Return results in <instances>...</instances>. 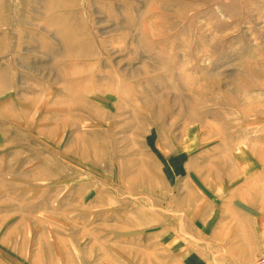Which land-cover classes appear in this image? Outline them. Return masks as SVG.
I'll return each instance as SVG.
<instances>
[{
  "label": "rangeland",
  "instance_id": "obj_1",
  "mask_svg": "<svg viewBox=\"0 0 264 264\" xmlns=\"http://www.w3.org/2000/svg\"><path fill=\"white\" fill-rule=\"evenodd\" d=\"M264 256V0H0V264Z\"/></svg>",
  "mask_w": 264,
  "mask_h": 264
},
{
  "label": "built area",
  "instance_id": "obj_2",
  "mask_svg": "<svg viewBox=\"0 0 264 264\" xmlns=\"http://www.w3.org/2000/svg\"><path fill=\"white\" fill-rule=\"evenodd\" d=\"M251 264H264V256H259L255 258Z\"/></svg>",
  "mask_w": 264,
  "mask_h": 264
}]
</instances>
